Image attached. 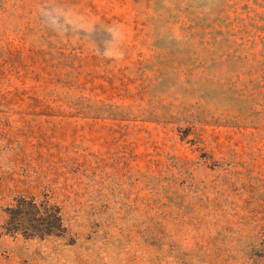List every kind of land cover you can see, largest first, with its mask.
Returning a JSON list of instances; mask_svg holds the SVG:
<instances>
[{
  "label": "rangeland",
  "instance_id": "1",
  "mask_svg": "<svg viewBox=\"0 0 264 264\" xmlns=\"http://www.w3.org/2000/svg\"><path fill=\"white\" fill-rule=\"evenodd\" d=\"M0 264H264V0H0Z\"/></svg>",
  "mask_w": 264,
  "mask_h": 264
}]
</instances>
